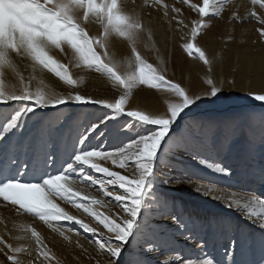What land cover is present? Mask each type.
Instances as JSON below:
<instances>
[{"label":"snow or ice","instance_id":"obj_1","mask_svg":"<svg viewBox=\"0 0 264 264\" xmlns=\"http://www.w3.org/2000/svg\"><path fill=\"white\" fill-rule=\"evenodd\" d=\"M231 4L232 0H177L173 4L143 0L138 11L129 7L128 0H0V200L18 214L38 218L70 245L73 240L68 233L72 230L59 226L60 222L79 224L92 234L90 243L96 254L90 255L79 239L74 247L94 264H153V254L179 252L180 241L185 245L199 241V256L184 259L177 254L163 264H264V193L218 189L187 179L186 172L184 177H176L165 171L176 169L182 161L174 163V159L186 154L191 162L231 178L237 171L233 164L211 163L206 157L211 154L222 159L221 154L232 151L242 137L245 150L235 163L237 167L244 164L259 145V176L264 182V103L259 115L181 124L200 104L218 99L225 83H236L235 79L217 81L211 75L213 59L197 41L211 19H223ZM251 4L243 13L231 11L229 22L242 25L255 20L264 41V13L255 8L259 4L264 9V0H251ZM153 6L162 9L169 25L175 21L181 31L189 29L181 18L184 6L195 14L179 47L208 66L203 89L193 91L169 79L163 58L157 55L154 66L143 54L142 49L149 48L159 53L154 30L142 11ZM92 26H98L96 34H92ZM116 41L128 45L126 57L113 54ZM58 54L68 62H61ZM21 59L29 62L27 78L19 67ZM70 67L101 74L121 94L118 98L82 94L75 86L83 83V77L74 78ZM45 70L73 90L61 93L50 88L36 75ZM9 76L16 79L14 87L6 84ZM141 86L163 94V111L127 107L132 93ZM248 95L264 102V89ZM83 108L94 111L82 118L78 110ZM112 125L118 126L126 140L108 143ZM184 182L195 185L198 193L223 201L259 228L258 260L248 258L255 242L230 221L217 222L228 238L223 252L226 259L217 260L204 252L209 243L205 223L162 190L165 185ZM80 184L98 185L116 210L110 209L109 214L97 211L93 205L103 206L104 200L74 190ZM57 200L87 213L106 232L98 233L96 227L61 208ZM24 230L35 239V260L52 264L56 257L37 229L28 225ZM0 243L4 244L0 252L6 257L5 264H22L20 254L29 251L25 246L10 244L3 237Z\"/></svg>","mask_w":264,"mask_h":264},{"label":"rangeland","instance_id":"obj_2","mask_svg":"<svg viewBox=\"0 0 264 264\" xmlns=\"http://www.w3.org/2000/svg\"><path fill=\"white\" fill-rule=\"evenodd\" d=\"M165 3L173 4L177 0H164ZM200 2V0H196ZM151 3V0H149ZM130 8L141 10L143 0H128ZM251 0H232V4L226 7L225 16L223 19H211L210 27L204 30L198 36V46H200L210 59H213V71L211 75L217 81H231L235 79L236 83H225L223 87V94L218 99L211 103L205 102L199 107L193 109L189 117H185L181 124L189 120L208 119V118H243L247 114H257L261 112V104L264 102L256 101L249 92H259L264 89V41L258 35L256 29L259 24L252 20L246 24H232L229 22L231 11L239 10L241 13L245 9L252 8ZM258 12L264 13V9H260L259 4L255 6ZM143 15L146 23H150L154 30L155 48L159 49L156 54L144 53L149 63L154 66L157 63L156 57L159 55L166 61L168 69L167 77L182 84V86L191 88L193 91L203 89L206 85L204 79L208 73V66L204 65L199 60L197 55L188 56L185 53V60L183 65L178 68L175 66L174 56L172 53V46L165 45L166 33L176 35H185L189 32L191 27L190 20L195 17L194 13H189L186 6H184V16L186 24H189V29L181 31L176 25L175 21L171 25L168 23V18L163 16L162 9L153 7H143ZM159 26H162L160 28ZM165 27V28H164ZM171 29V30H170ZM92 34L99 31L98 26L91 27ZM180 36V37H181ZM166 51V52H165ZM113 54L117 58H123L128 55V51L122 49V46L114 42L112 48ZM169 54V55H168ZM58 58L63 63L68 61L63 54H58ZM173 59V60H172ZM19 67L24 72L27 78L31 72L28 66L29 62L19 60ZM155 62V63H154ZM172 62V63H171ZM174 67V68H173ZM178 69V70H177ZM70 72L73 77H83V83L75 86V90L82 94H89L93 98H118L121 90L114 88L107 79L99 73L83 71L79 68L70 67ZM176 70V71H175ZM37 78H43L46 85L57 92L67 93L73 90V86L66 85L55 74L48 72L37 73ZM8 87L16 85L14 76H9L6 80ZM196 88V89H195ZM163 94L157 90H149L144 86L136 89L128 101V108H138L148 112H161L164 105ZM225 107L220 111L219 116H209L210 113H215L216 108ZM202 110L196 115V110ZM2 110V109H0ZM66 112H71L72 109H66ZM82 118L83 115L94 111V109L83 108L79 109ZM109 144H116L126 137L119 133L118 126H110L109 136L107 137ZM245 150V141L241 137L234 144L232 151L223 153L222 159L216 158L213 155H208L206 158L211 163H229L237 168L236 174L231 178H225L220 174L213 173L210 169L198 164V162H191V158L186 154L176 157L174 163L179 160L182 161L176 169H166L169 175L176 177H184L187 173V179L199 181L202 184H214L218 189H231L232 191L256 192L257 194L264 193V182L261 181L259 170L261 167L260 148L259 145L255 148L252 158L248 159L244 164L237 167L235 163L240 159ZM131 171V169H129ZM74 190H80L84 195L94 196L97 199L104 200V205H93V207L104 214H109V210H116L115 204L111 198L105 197L99 191V186L89 187L80 184ZM163 191L167 192L169 197L179 202L187 212L193 213L199 217L206 225L205 238L209 241L204 252L210 254L217 260L226 259L223 252L228 245V238L224 230L217 224L218 221H230L234 228L246 233L250 240L254 241V246L249 253L248 258L258 260L260 256L259 240L260 230L255 225L249 223L239 213L228 209L223 201L213 199L212 196H206L202 192L195 191V185L184 182L182 184L165 185ZM219 194V193H218ZM56 203L60 205L65 211L77 216L78 219L97 228V232H106L102 225H98L96 221L87 213L78 210L71 203L57 200ZM31 225L35 227L41 234L44 243L48 245L54 253L56 259L52 264H94L90 261L88 255L82 254L78 248L74 247V241L79 239L82 244L88 249V253L95 256L94 245L90 243L93 239L91 233H87L81 226L71 221H61L60 225L64 229H71L68 235L72 236L73 244H69L59 236L58 233L53 232L47 224L39 221L38 218H33L27 214H18L15 209L8 206L0 200V237L5 241L15 246H25L29 251L21 253L20 259L22 264H40V261L35 260V239L30 232L24 229ZM77 233L79 235H77ZM200 242H189L184 244L180 241L177 247L180 249L176 251H165L163 254H153L155 259L153 264H163V261L170 256L180 255L184 259H196L200 254ZM0 249H4V244L0 243ZM7 249H5L6 251ZM31 252V254H29ZM193 252V253H192ZM6 257L3 252H0V264H5Z\"/></svg>","mask_w":264,"mask_h":264},{"label":"bare ground","instance_id":"obj_3","mask_svg":"<svg viewBox=\"0 0 264 264\" xmlns=\"http://www.w3.org/2000/svg\"><path fill=\"white\" fill-rule=\"evenodd\" d=\"M156 25L159 26V24H156ZM159 27L162 28V26H159ZM180 36L181 35H176V34H172V33H169V34L166 33L164 35V37H165V45L172 46V51L170 50L169 52H171L172 56H174L175 60H173V59L172 60L175 62V66H177L178 68H180L183 65V62H184V60L186 58L185 53L179 47V45L182 43V41L180 39L181 38ZM116 43L119 44L120 46H122L123 50L128 51V45L127 44H125V43H123L121 41H116ZM142 52H143V54L144 53H151L152 55L156 54L155 51L153 49H151V48L142 49ZM223 109H225V107L216 108V109H214L215 113H210L209 116H219L221 114L220 111H222ZM201 111L202 110H200V109L196 110L195 114L198 115Z\"/></svg>","mask_w":264,"mask_h":264}]
</instances>
